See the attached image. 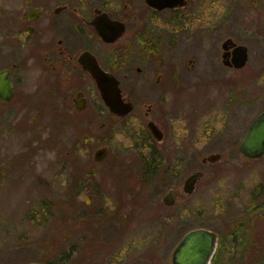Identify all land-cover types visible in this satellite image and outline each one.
Masks as SVG:
<instances>
[{
	"label": "flooded vegetation",
	"instance_id": "flooded-vegetation-1",
	"mask_svg": "<svg viewBox=\"0 0 264 264\" xmlns=\"http://www.w3.org/2000/svg\"><path fill=\"white\" fill-rule=\"evenodd\" d=\"M163 1L0 0V182L4 181V192H11L12 184L16 185L11 182L13 178L38 179L42 184L43 177H54V187L69 197L68 201L58 199L57 204L69 209L76 205V196L88 192L83 205L101 217L90 216L94 225L101 223L96 225L101 238L91 236L89 242L94 240L106 254L111 253L107 264L122 263L123 247L116 245L129 227L135 258V221L155 217L161 226L169 222L163 214L174 204L176 187L180 186L181 224L192 227L179 241L197 228L209 229L216 236L203 264L228 260L233 264H264V248L258 241L252 253L253 245L248 240L264 238V234H248L253 227H264V161L258 166L252 164L263 160L264 155L250 158L238 148L250 122L237 140L231 135L223 139L225 145L220 149L200 154L203 165L214 164L207 156L218 153L217 160L239 158V170L253 166L260 170L254 187L234 186L228 193L226 203L234 212L227 215L230 219L226 233L220 234L199 224L203 215L197 191L204 171L195 168L187 174L186 164L188 147L211 142L219 145L223 129L214 123L200 127L190 145L186 109L188 101L195 102L187 96L184 78L171 75L164 60L155 57V50L172 32L173 24L187 33L191 30L188 20L210 14L216 19L258 18L264 24V0H220L225 6H213L211 12L205 4L218 0H172V5H163ZM239 45L247 46L248 61L249 47L240 39L228 34L220 42L223 81H230L231 71L247 66V61L240 67L234 65ZM169 48L166 44L164 50ZM182 62L187 72L192 71L197 66V55L189 53ZM90 65H98L106 78L114 77L117 109H111L103 98ZM213 82L219 83L220 79L200 80L206 85L199 92L201 96L196 93L198 104L200 97L209 93L205 88ZM144 84H150L151 90L139 91ZM233 93L228 92L226 100L234 101ZM235 149L238 156L231 152ZM97 150L103 152L99 159H95ZM18 169L23 171L13 174ZM182 171L186 173L183 182L172 184L171 179ZM195 171H202V175L190 192L184 191L186 178ZM97 177L105 180L101 188ZM155 184L166 189L156 203L146 200ZM112 188L113 193L108 192ZM167 194L171 204L164 200ZM191 197L196 205L193 208L188 205ZM92 198L95 202L89 203ZM221 199L222 194H217L212 202L216 204ZM215 217L219 221L220 217ZM102 224L115 226L116 237L110 241L104 238L106 227ZM159 237L154 238L147 254L157 252L155 243ZM221 238L228 239L222 253ZM242 243L248 248L244 253L240 250ZM173 250L169 255L171 264ZM88 257L86 252L72 250L65 255L49 252L30 261L62 264L67 259L71 264H86L83 261Z\"/></svg>",
	"mask_w": 264,
	"mask_h": 264
},
{
	"label": "rangeland",
	"instance_id": "rangeland-1",
	"mask_svg": "<svg viewBox=\"0 0 264 264\" xmlns=\"http://www.w3.org/2000/svg\"><path fill=\"white\" fill-rule=\"evenodd\" d=\"M225 4L218 0L216 3L207 2L205 5L209 6L208 10L211 12L210 9L213 6L222 9ZM213 17L210 14V16L188 20V26L191 30L189 29L187 33L179 28L175 29L176 25L173 24L170 27L171 35L169 33L163 37L162 44L155 50V57L158 60H164L171 75L184 78L186 82L182 84L186 86L184 89L187 90V96L195 102L191 104V101H188L186 109L190 145H193L192 140L196 138L197 129L200 127H208L209 124L214 123L223 129L220 131L222 141L219 142V145L217 142H211L188 147L189 160L186 164V172L188 174L195 168L204 171V176L198 182L200 190L197 191L200 193L199 203L201 205L199 208H201L203 215V220L199 224L216 229L220 234H225L230 219L227 215L234 212L227 204L229 203L227 201L228 193L234 186L254 187L257 177L260 176V170L256 171L255 166L239 170L242 164L239 162V158L234 161L229 159V161L226 159L217 160L212 165H203L200 161V154L220 149L222 145H225L224 140L231 135L236 140L240 138L243 129L259 111L264 109V24L263 20L258 18L216 19ZM196 27H199L198 31H195ZM228 34L248 45L249 58L247 66L235 73L231 71L233 75L230 77V81L226 82L223 81L225 71L221 64L220 42ZM166 44L170 46L168 50H164ZM189 53L197 55L198 62L192 71L187 72L182 61ZM217 78L220 79V82L209 84L205 88L209 93L203 95V98L200 97L202 100L198 104L196 93L201 96L199 92L206 85L201 84L200 80L212 82L213 79ZM149 87L150 84L140 85L138 90L150 91ZM228 92L230 94L234 92L231 95L235 97L234 101L226 100L229 95ZM208 97H210L209 100H206ZM214 100L216 101L212 103ZM222 125H227V127L222 128ZM194 128H196L195 131H193ZM231 152L233 155H239L236 149L231 150ZM263 161L264 159L252 162V164L258 166ZM98 169L99 167L94 170L98 171ZM21 171L23 170L18 169L13 171V174L21 173ZM185 174V171L178 172L177 176L171 179V183L174 185L181 184ZM99 177H97V185L101 188L105 180L99 179ZM104 177L110 181L109 177ZM244 178L248 179L246 184H244ZM41 181L42 184L38 179L13 178L11 182L16 183V185L12 184L11 192H4V181L0 182V264H19L38 259V257L49 252H63L65 255L72 250L88 253V260L83 261L86 264H107V259L112 257L111 253L106 254L97 242L94 243V240L93 243L89 242L91 236L92 239L101 238L98 237V227L96 226L101 225V223L94 225L90 216L98 215L97 218L99 219L101 217L95 211H87L83 205L88 192L76 196L74 201L76 205L69 209L63 204H57L58 199L68 201L69 197L62 195L54 187V177H43ZM163 187L155 184L147 193L146 200L158 202L160 196L166 192ZM113 188L112 190L108 189V192L113 193ZM175 192L177 195L174 204L168 206L163 214L169 221L168 223L162 222L164 225L161 226L155 217L145 222L135 221V264H171L169 261L170 252L184 231L192 227L191 224H187V226L181 224L180 186L176 187ZM217 194H222V199L213 204L212 199L216 198ZM192 197L188 202L189 208L196 206ZM95 200L92 198L89 203L95 202ZM215 216L220 217L219 221ZM99 219L98 222H100ZM108 227L104 229L103 234H105L104 238H108L110 241L116 237V227L113 225ZM252 230L248 234H264L262 225L253 227ZM131 234L132 228L129 227L125 233L123 232L124 237L116 245L117 248L123 247V261L120 264H134ZM156 237H159L155 243L157 244V252L147 254L148 248L154 243L153 240ZM248 240L253 245V249H250L252 253L257 250L258 241L260 247L264 248V238L263 240L248 238ZM227 242V238H221V253L224 252V244ZM240 250L242 253L248 251L245 243H242ZM246 257H248L247 254ZM64 261L65 263L62 262V264H71L67 259ZM222 264L233 263L228 260Z\"/></svg>",
	"mask_w": 264,
	"mask_h": 264
},
{
	"label": "water",
	"instance_id": "water-1",
	"mask_svg": "<svg viewBox=\"0 0 264 264\" xmlns=\"http://www.w3.org/2000/svg\"><path fill=\"white\" fill-rule=\"evenodd\" d=\"M155 3L154 0H150ZM163 5H172V0H164ZM237 56L234 60V65L240 67L247 61V46L239 45L236 48ZM89 69L96 80L98 89L103 98L108 102L111 109H117L116 97L114 91L118 92L115 86V79L112 76L105 77V74L100 71L98 65H90ZM119 95L117 94V98ZM154 131L152 125H149ZM239 150L250 158H260L264 155V110L259 111L249 123L240 143ZM103 152L96 151L95 159H99ZM218 153H212L207 156L209 161H216ZM202 175V171L191 173L185 180L183 190L190 192L195 181ZM164 197L167 204H171V200ZM175 246L172 253L173 264H203L207 258L210 249L215 241V233L206 228L192 229L187 232ZM203 248V250H202ZM22 264H41L36 261L25 262Z\"/></svg>",
	"mask_w": 264,
	"mask_h": 264
}]
</instances>
